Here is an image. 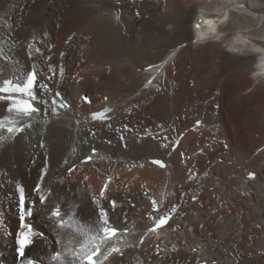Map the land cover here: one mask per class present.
Segmentation results:
<instances>
[{"label":"bare ground","instance_id":"bare-ground-1","mask_svg":"<svg viewBox=\"0 0 264 264\" xmlns=\"http://www.w3.org/2000/svg\"><path fill=\"white\" fill-rule=\"evenodd\" d=\"M207 1L214 3L0 0V81L35 68L36 103L60 90L72 104L66 119L40 118L0 147V264H53L52 253L69 239L75 244L71 229L55 228L56 206L84 226L98 221L103 208L114 227L130 233L131 244L110 264H264V150L254 155L264 146V67L252 75L255 50H264V0L209 19L227 33L222 41L192 44L194 16L214 5ZM230 36L250 44L229 49ZM178 48L157 86L144 91L142 70ZM105 104L120 105L112 120L85 119ZM187 129L168 156L166 143ZM92 149L97 154L88 160ZM152 158L165 168L147 163ZM250 172L254 180L246 179ZM43 181L41 205L33 188ZM18 184L25 207L34 209L25 222L40 234L22 258L15 254L23 230ZM171 212L177 215L168 229L149 231L156 217Z\"/></svg>","mask_w":264,"mask_h":264},{"label":"snow or ice","instance_id":"snow-or-ice-1","mask_svg":"<svg viewBox=\"0 0 264 264\" xmlns=\"http://www.w3.org/2000/svg\"><path fill=\"white\" fill-rule=\"evenodd\" d=\"M207 31L200 33V38H212L217 33L215 24L209 20ZM200 28V24L196 25ZM238 51L239 49H233ZM255 51L262 54V65H264V50L256 49ZM0 57H3V49L0 48ZM156 67V66H153ZM259 67V66H258ZM49 66V71H51ZM159 71V68H156ZM38 72L33 70L28 71L23 78L16 77L14 79H3L0 82V101L7 102L8 115L3 116L0 119V147L6 145L9 141L14 140L17 135L23 134L29 127H31V119L34 114L38 113L40 109L33 103L37 100V95L34 92V88L38 86ZM151 83V81H149ZM45 91H48L47 85H43ZM86 103L90 102L89 98L85 95L81 97ZM65 105L62 102H58L56 99L52 100L51 113L52 115H58V108H63ZM113 111L112 109L105 108L101 112H95L92 114V119H105L106 114ZM199 123V122H197ZM6 132L7 135L3 133ZM124 137L121 136V140ZM43 147V145H41ZM166 147V146H165ZM95 149H93V153ZM91 159V157H87ZM153 164L160 167H164V163L161 160H153ZM249 178H254V174L249 173ZM43 179V174L41 176ZM107 187V185H105ZM33 191L40 193L39 203L45 204L46 198L43 195V189L40 183L35 185ZM16 192L18 193V207H19V220L21 222V228L26 231H21L16 237L17 253L20 257H24L25 249L34 243V238L40 234L34 232L32 226L27 224L26 217L33 215L34 209L31 206L26 205L25 189L21 185L16 186ZM104 195V190H101V196ZM153 210L156 209V202L153 201ZM114 206V202H113ZM175 211V208L172 209ZM51 219L54 220L55 228L59 230L71 229L79 239L73 244L72 239L68 240V246L63 247L61 251H56L51 254L50 261L53 264H110V257L113 254H121L123 247H127L124 244L123 247L118 246L119 238L117 237L118 229L114 227L108 218V213L100 208L98 213V221L93 225L84 226L83 224L75 223L71 217L64 219L61 214V209L56 206L51 211ZM170 219L169 215H161L154 223V226L149 229L150 232H155ZM57 243L63 245V238L60 231L57 232ZM114 238H117L114 241ZM107 246V250L102 252V248ZM22 264H34V261L28 259L22 261Z\"/></svg>","mask_w":264,"mask_h":264},{"label":"rangeland","instance_id":"rangeland-1","mask_svg":"<svg viewBox=\"0 0 264 264\" xmlns=\"http://www.w3.org/2000/svg\"><path fill=\"white\" fill-rule=\"evenodd\" d=\"M212 99V98H211ZM70 172V169H67L66 170V174H68ZM134 183H136V179H135V181H134ZM153 200V199H152ZM152 200H150V202H152ZM40 220V219H39ZM37 222H38V219H37ZM238 227H240V225H238ZM218 244L220 245L221 244V241H218ZM234 247H236V244H234ZM250 253L251 254H254L255 253V250L253 251V249L250 251ZM257 255H259V252H258V254Z\"/></svg>","mask_w":264,"mask_h":264}]
</instances>
